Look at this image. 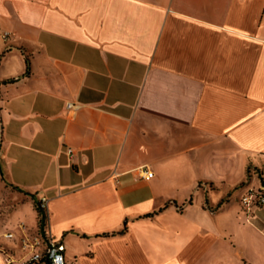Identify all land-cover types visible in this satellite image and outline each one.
<instances>
[{
	"label": "crops",
	"instance_id": "obj_1",
	"mask_svg": "<svg viewBox=\"0 0 264 264\" xmlns=\"http://www.w3.org/2000/svg\"><path fill=\"white\" fill-rule=\"evenodd\" d=\"M0 131V264H264V0H0Z\"/></svg>",
	"mask_w": 264,
	"mask_h": 264
},
{
	"label": "built area",
	"instance_id": "obj_2",
	"mask_svg": "<svg viewBox=\"0 0 264 264\" xmlns=\"http://www.w3.org/2000/svg\"><path fill=\"white\" fill-rule=\"evenodd\" d=\"M7 38V34L4 35ZM81 107L78 103H68L67 108L69 110L77 111ZM70 155L74 154L72 149H68ZM143 173L146 175L144 177H152L153 172H148L146 169H142ZM241 205L249 213L256 207H261L264 205V185L258 189L251 188L244 193L240 199ZM40 207L47 213L48 209V199L42 198L40 201ZM7 238H12L13 235L8 233L5 235ZM42 244L39 238L35 239V242L31 245H26V247H31V257L30 259L22 262H17L16 260L8 257L7 264H38V263H49V264H66L65 261V245L61 241L55 240L53 237L47 239V243L43 250L39 249L36 251V246Z\"/></svg>",
	"mask_w": 264,
	"mask_h": 264
},
{
	"label": "rangeland",
	"instance_id": "obj_3",
	"mask_svg": "<svg viewBox=\"0 0 264 264\" xmlns=\"http://www.w3.org/2000/svg\"><path fill=\"white\" fill-rule=\"evenodd\" d=\"M29 201L30 199L25 194L17 191L15 188L11 187L5 181V178L2 176V173L0 171V226H2V223L6 227L8 226V224L16 222L17 216L20 214V212L22 210H24L23 212H25L27 207L30 208L27 204ZM33 204L36 207L35 202ZM28 212L29 211H27V214ZM29 220L32 221L33 219L30 217ZM19 223H20L19 226L23 230V233H24L23 237L20 239V245L22 249L25 248L26 245H31L32 243H34L36 238H39L41 242H43L44 245H46L47 243L46 230L45 232L41 231L40 226H39V221H38L37 229L31 227L32 231L30 230L29 233H28V230H26L27 229V227L25 226L26 223L21 220ZM28 227L30 228L29 225ZM6 234L7 233L1 234L0 240L9 239L5 236ZM40 245L36 246V248H38ZM29 250L31 251L30 247H29Z\"/></svg>",
	"mask_w": 264,
	"mask_h": 264
},
{
	"label": "trees",
	"instance_id": "obj_4",
	"mask_svg": "<svg viewBox=\"0 0 264 264\" xmlns=\"http://www.w3.org/2000/svg\"><path fill=\"white\" fill-rule=\"evenodd\" d=\"M26 61H27L28 69H29V60L26 59ZM16 81H17L16 79H12V80H8L7 83H14ZM15 188L18 189L17 187H15ZM22 192H24L27 195L32 196L33 199H35V195H32V194H30L28 192H25V191H22ZM35 204H36V209H37V211L39 213V226H40V229H41L42 232H45V227H46V223H47V213L40 207L39 201H35ZM105 235H108V234H105Z\"/></svg>",
	"mask_w": 264,
	"mask_h": 264
}]
</instances>
